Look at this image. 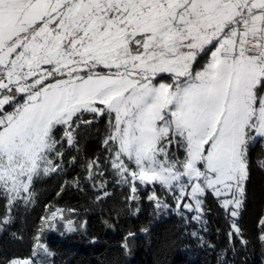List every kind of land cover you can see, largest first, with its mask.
<instances>
[{
	"label": "snow or ice",
	"instance_id": "snow-or-ice-1",
	"mask_svg": "<svg viewBox=\"0 0 264 264\" xmlns=\"http://www.w3.org/2000/svg\"><path fill=\"white\" fill-rule=\"evenodd\" d=\"M96 121L132 193L237 217L264 140V0H0V226Z\"/></svg>",
	"mask_w": 264,
	"mask_h": 264
},
{
	"label": "trees",
	"instance_id": "trees-1",
	"mask_svg": "<svg viewBox=\"0 0 264 264\" xmlns=\"http://www.w3.org/2000/svg\"><path fill=\"white\" fill-rule=\"evenodd\" d=\"M77 132V142L63 150L61 170L38 179L31 202L13 207L11 222L0 226V264L28 258L40 249V242L51 252L42 253L45 264H264L261 140L249 148V178L235 220L240 232L230 236L235 232L233 220L214 196H208L200 219L178 212L167 190L158 189V200L151 201L153 191L141 187L131 199L130 186L118 182L108 166L105 124H81ZM91 161H97L95 168L88 166ZM59 209L69 211L75 230L42 233L45 219Z\"/></svg>",
	"mask_w": 264,
	"mask_h": 264
},
{
	"label": "rangeland",
	"instance_id": "rangeland-1",
	"mask_svg": "<svg viewBox=\"0 0 264 264\" xmlns=\"http://www.w3.org/2000/svg\"><path fill=\"white\" fill-rule=\"evenodd\" d=\"M259 141H260V139L257 138V140L254 143H252L250 147L255 146L257 144V142H259ZM261 141L263 142V145H264V140H261ZM51 174H54V173H51ZM51 174H49L48 176H50ZM45 177H47V176H43L41 178H45ZM122 184H124V183H122ZM98 185H99V188H101V189L105 187V185L101 181L98 183ZM168 192H170V191H168ZM170 193L172 194V192H170ZM132 196L137 197L138 196V191L136 193H132ZM32 198H33V194H32L31 200H32ZM176 202H177V200H176ZM24 203L28 204L30 202L25 201ZM156 205L157 206H161L162 204L160 202H156ZM12 209H11V212H12ZM241 209H242V206L239 209V215H240ZM177 210H178V212L182 213L180 208H177ZM11 212H10L9 215H11ZM67 213H69L68 210H63V209L60 210L59 209V210H57L55 212V216L53 215L54 214L53 213L51 216H49L48 219H45V221H44V223L42 224V227H41L42 233H45V234L46 233H56V234H58L59 232H65V233L71 232L72 230H69V228H68L69 224H71L73 226V230H75L76 222L73 221L70 218H67ZM183 213H189V212L187 210H184ZM192 213L195 214V216H197V215L200 216L201 215L200 213H196V212H192ZM239 215L237 217H234V218L231 217V219L233 221H235V220L238 219ZM40 248L47 250L46 252H43L45 256H47V255L51 256V252H50V250L48 249V247L46 246V244L44 242H40ZM23 260L24 259H14V260L11 261L10 264H22ZM45 263H47V257H44V264Z\"/></svg>",
	"mask_w": 264,
	"mask_h": 264
}]
</instances>
